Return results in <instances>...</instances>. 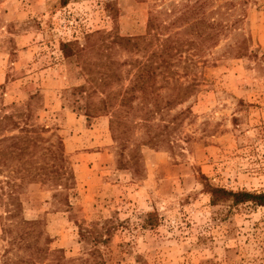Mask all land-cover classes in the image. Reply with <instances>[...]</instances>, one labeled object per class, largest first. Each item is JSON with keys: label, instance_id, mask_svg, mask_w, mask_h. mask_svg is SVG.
I'll use <instances>...</instances> for the list:
<instances>
[{"label": "rangeland", "instance_id": "rangeland-1", "mask_svg": "<svg viewBox=\"0 0 264 264\" xmlns=\"http://www.w3.org/2000/svg\"><path fill=\"white\" fill-rule=\"evenodd\" d=\"M184 1L0 0V109L29 103L33 119L47 130L42 137L61 139L73 173L64 189L35 182L20 190L21 214L39 222L50 258L264 264V207L213 206L204 188L207 182L233 192L264 191V0L215 1L231 3L228 19L238 29L196 68L198 91L171 112L188 110L170 147L142 144L140 127L122 147L111 136L109 116L87 119L84 93L74 91L85 90L87 35L142 36L149 10ZM243 35V54H223ZM67 44L83 53L64 57ZM3 217L0 206V260L7 247ZM79 227L99 230L104 242L80 240Z\"/></svg>", "mask_w": 264, "mask_h": 264}, {"label": "trees", "instance_id": "trees-1", "mask_svg": "<svg viewBox=\"0 0 264 264\" xmlns=\"http://www.w3.org/2000/svg\"><path fill=\"white\" fill-rule=\"evenodd\" d=\"M215 1L185 0L149 10L142 36L106 31L87 35L85 90L74 89L84 93L85 117L108 115L111 136L122 147L137 127L145 134L142 144L157 146L166 142L170 147L169 137L188 110L174 115L171 112L198 91L196 68L207 62L205 55L211 49L238 29L236 21L228 19L227 6L231 3L214 6ZM246 43L243 35L223 54L241 55ZM61 50L64 57L83 53L81 47L72 49L70 44ZM118 52L125 58L114 57ZM5 109H0V206L4 209L1 236L7 247L0 264H67L63 257L50 258L49 238L43 236L37 220L22 216L19 201L25 184L37 182L53 190L69 185L73 173L65 165L61 139L56 136L51 142L42 137L47 130L33 119L29 103L9 107V112ZM204 188L213 206L251 202L264 207V191L233 192L207 182ZM109 228L104 227L102 233L107 235ZM78 235L83 241L105 240L96 229L79 227ZM92 254L101 258L97 248Z\"/></svg>", "mask_w": 264, "mask_h": 264}]
</instances>
